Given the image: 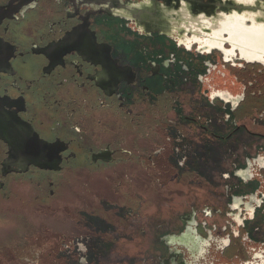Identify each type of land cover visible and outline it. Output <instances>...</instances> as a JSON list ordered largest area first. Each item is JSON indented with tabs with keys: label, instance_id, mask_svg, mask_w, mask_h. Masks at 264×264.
I'll use <instances>...</instances> for the list:
<instances>
[{
	"label": "flooded vegetation",
	"instance_id": "af4514ba",
	"mask_svg": "<svg viewBox=\"0 0 264 264\" xmlns=\"http://www.w3.org/2000/svg\"><path fill=\"white\" fill-rule=\"evenodd\" d=\"M241 1L213 20L212 0H0V198L211 185L166 215L138 192L126 225L80 208L65 264H264V0ZM179 3L204 14L160 30Z\"/></svg>",
	"mask_w": 264,
	"mask_h": 264
},
{
	"label": "rangeland",
	"instance_id": "374dc122",
	"mask_svg": "<svg viewBox=\"0 0 264 264\" xmlns=\"http://www.w3.org/2000/svg\"><path fill=\"white\" fill-rule=\"evenodd\" d=\"M235 76V72L230 74L233 79ZM153 181L131 185L117 175L105 184L73 183L61 191L64 200H68L53 199L49 205L41 203L29 185L11 186L9 197L0 198V264H65L64 259L58 258L61 240L67 231L70 233L80 227L77 224L82 207L91 212L95 206L113 226L126 225L129 209L138 199V192L145 191L144 208L150 214L162 209L166 215L172 210H184L192 202L201 206L207 202L204 199L211 189L210 184L201 189L196 181L185 184H156ZM102 199L105 210L100 202ZM209 203L217 202L212 198Z\"/></svg>",
	"mask_w": 264,
	"mask_h": 264
},
{
	"label": "water",
	"instance_id": "95a60500",
	"mask_svg": "<svg viewBox=\"0 0 264 264\" xmlns=\"http://www.w3.org/2000/svg\"><path fill=\"white\" fill-rule=\"evenodd\" d=\"M188 1L191 0H185V2ZM212 3L213 7L211 8L210 12L205 13V16L212 18L213 20H215V18H219L223 14L226 15L227 11L232 14V11L241 13L246 9H249L250 11L255 8L253 5L245 3L241 0H212ZM158 10L159 12L151 14L150 16L155 15L159 18H162V23L158 24V28L160 27L159 29L162 30L163 27V30L167 33H173L176 31L189 32L190 30H185V25L188 24V20L194 21L199 16V18H201V14H204L201 13L203 11H196L191 6L182 3H179L174 7H171L170 5L160 6Z\"/></svg>",
	"mask_w": 264,
	"mask_h": 264
}]
</instances>
